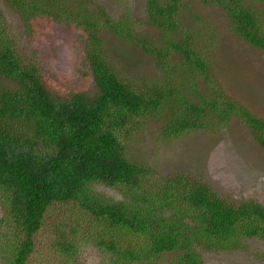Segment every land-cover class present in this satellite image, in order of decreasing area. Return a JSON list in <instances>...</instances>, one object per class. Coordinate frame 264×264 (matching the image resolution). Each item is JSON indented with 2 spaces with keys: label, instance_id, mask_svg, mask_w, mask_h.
<instances>
[{
  "label": "trees",
  "instance_id": "1",
  "mask_svg": "<svg viewBox=\"0 0 264 264\" xmlns=\"http://www.w3.org/2000/svg\"><path fill=\"white\" fill-rule=\"evenodd\" d=\"M6 1L28 29L44 17L81 27L96 90L61 96L36 61L18 53L0 13V264H30L35 255L45 264H79L87 247L99 253L98 264H203L201 250L264 240V206L232 202L187 175L149 181L151 168L127 157L133 131L154 117L168 142L208 130L205 119L219 128L236 117L264 149V120L215 87L194 48L179 15L189 0H147L146 21L160 29L158 39L138 34L128 16L105 17L100 7L96 16L83 0ZM200 1L222 8L236 33L264 52V20L253 9L264 0ZM106 29L151 56L161 73L182 67L205 94L193 102L171 77L140 86L120 76L100 36ZM96 184L121 199L100 196Z\"/></svg>",
  "mask_w": 264,
  "mask_h": 264
},
{
  "label": "rangeland",
  "instance_id": "2",
  "mask_svg": "<svg viewBox=\"0 0 264 264\" xmlns=\"http://www.w3.org/2000/svg\"><path fill=\"white\" fill-rule=\"evenodd\" d=\"M82 3L94 10L96 16L100 15L98 7L104 9L105 17L128 16L138 34L153 39L162 35L160 29L146 21L147 0H83ZM79 9L77 6L76 10ZM253 9L264 20V1L254 2ZM180 12L183 24H189L194 48L209 64L215 87L228 99L264 120V52L236 33L218 5L189 0L187 8ZM0 13L18 53L25 62L36 61L49 86L64 98L95 93L81 27L44 17L28 29L6 0H0ZM100 36L118 74L133 84L149 86L171 77L174 83L183 87L191 101H196L198 92L205 94L202 81L197 80V86L191 87L194 85L189 79L191 74L182 67L180 73L173 65L161 73L154 59L136 45L121 42L109 29ZM179 59L175 55L172 62H179ZM188 90L194 94L186 93ZM168 110L169 107L164 108L165 113ZM208 119H205L208 130L194 131L168 142L161 135L162 122L158 117L150 118L129 137L127 157L151 168L153 176L149 181L164 183L176 175H187L232 202L252 200L264 206V149L240 119L232 117L219 128H212L213 121ZM91 188L106 199H121L119 193L109 187L96 184ZM200 254L203 264H264V240L244 238L241 245L233 249L201 250ZM81 256L79 264L99 262V253L92 247L85 248ZM30 264L45 263L42 257L35 255Z\"/></svg>",
  "mask_w": 264,
  "mask_h": 264
}]
</instances>
